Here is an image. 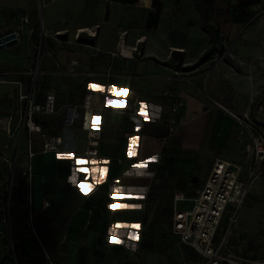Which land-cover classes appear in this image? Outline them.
Segmentation results:
<instances>
[{"label":"crops","instance_id":"1","mask_svg":"<svg viewBox=\"0 0 264 264\" xmlns=\"http://www.w3.org/2000/svg\"><path fill=\"white\" fill-rule=\"evenodd\" d=\"M259 1L0 0V33L18 28L25 14L30 17L26 28H36L32 44L26 30L19 45L6 47L16 56L7 60L0 52V70L27 68L41 50L38 67L34 64L38 69V102L44 103L46 95L54 93L57 105H81L89 84L103 89L92 88L93 123L102 129L95 160L107 172L99 183L88 177L91 189L83 183L85 175L78 173V189L68 179L75 167L74 158L92 160L76 156L88 147L81 118L73 124L64 116L45 115L41 120L46 131L64 137L73 159H58L61 154L55 151L42 152L40 142L34 145L37 154L30 158L27 136L21 128L16 130L21 106L18 86L0 83L6 109L0 125L8 137L4 159L13 170L15 164L13 227L23 260L43 262L47 252L57 264H120L124 254L137 246L130 234L138 235L142 227L135 207H131L136 204L138 176L158 171L186 180L193 178L202 164L210 173L217 158L243 160L245 145L235 139V120L212 99L235 112L251 109L264 132V67L259 66L250 79L247 66L241 64L257 55L264 57V27L247 10ZM121 37L125 49L137 46L142 54L134 52L132 57L126 52L129 56H122ZM213 42L217 50L193 66ZM76 59L80 63L74 66ZM135 95L141 97L138 119L130 114ZM176 98L185 101L180 112L188 121L163 146L166 125L161 118ZM142 104L147 120L141 115ZM132 137L139 138L135 156L128 155ZM153 156L156 161L151 160ZM30 160L34 173L31 205L22 174ZM144 161H148L146 168L133 167ZM201 184L192 193L179 192L192 196ZM114 188L123 191L115 193ZM45 201L49 206H44ZM30 208L36 233L27 225ZM94 216L99 223L94 222ZM133 224L141 227L134 229ZM117 238L122 242L116 243ZM173 238L180 239L174 233ZM7 246L8 258L0 264H18Z\"/></svg>","mask_w":264,"mask_h":264},{"label":"built area","instance_id":"2","mask_svg":"<svg viewBox=\"0 0 264 264\" xmlns=\"http://www.w3.org/2000/svg\"><path fill=\"white\" fill-rule=\"evenodd\" d=\"M247 10L254 14V20L258 25L264 27V0L250 5ZM29 23L30 17L26 14L22 15L19 27L1 32L0 38L4 39L7 34L15 33L18 39V43L15 45H19L23 41L24 32L27 30L29 42L32 44V36L36 28H26ZM125 33L122 32V35ZM262 38L264 39V34ZM121 39L122 44L119 53L122 56L128 57L126 52L131 53L132 57L134 52L142 54L137 46L130 49L131 51L125 49V39L123 37ZM29 52L31 54V50ZM40 53L41 50L38 58L34 57L32 64L27 68L0 70V83L14 82L18 86V99L21 106L18 110L16 130L21 128L27 136L29 157L32 158L37 154L34 150V145L37 142L42 143V152L55 151L60 154L70 152L65 148V139L62 135L51 134L43 127L42 118L45 115H51L67 117L71 124L80 117L82 127L87 131L88 147L83 153H77L76 156L97 158L102 129L93 123L94 90L92 88L87 89L81 105H57L54 93H48L44 103L38 102L35 94L38 69H34V64L37 63L38 67ZM223 57H220V60ZM79 63L77 59L73 60L74 66ZM241 64L247 66L248 77L253 79L257 68L259 66L264 67V57L257 55L249 62L241 61ZM12 77H16V79L12 81ZM26 79H29L27 83ZM140 98V95H135L132 99L133 109L130 114L134 119H138L140 115ZM212 100L224 108L235 120V139L245 145V155L241 162L217 158L208 177L195 190L194 195L188 196L183 192H177L173 199L171 229L174 234L180 237L181 242L193 248L201 256L200 264H264V256L250 254L249 250L254 244L250 239L243 237L238 244L231 242V238L234 236V227L240 220L241 209L250 194L251 188L264 179V132L260 123L253 116L251 109L239 113L228 109L214 99ZM184 105L183 99H174L161 118L166 125V132L161 137L163 146L168 145L171 139L186 125L188 120L180 112ZM5 160L10 162L8 159ZM13 167L14 173L15 164ZM22 174L27 186L28 202L31 205L34 177L31 160ZM181 202H192V207L181 208ZM49 204V201H45L44 206L47 207ZM223 223L225 230L222 235H219ZM27 225L32 232H37L31 208L27 217ZM11 241L13 247L12 237ZM14 256L16 259L15 251ZM44 262L45 264H57L47 252L44 256Z\"/></svg>","mask_w":264,"mask_h":264},{"label":"rangeland","instance_id":"3","mask_svg":"<svg viewBox=\"0 0 264 264\" xmlns=\"http://www.w3.org/2000/svg\"><path fill=\"white\" fill-rule=\"evenodd\" d=\"M0 52L4 53V58L7 60L17 55L8 48ZM5 113L6 109L0 97V117ZM7 141V133L0 125V230L3 231V234L0 233V263L8 258L5 246L12 245L11 234L16 241L13 226L14 210L17 205V189L15 188L17 178L13 179L12 165L10 166L4 159ZM205 168L206 166L202 164L196 171L197 174L192 175L199 177L197 183L191 178L184 182L177 177L178 175L159 174L158 171L138 176L136 194L143 197L135 198V205H138L135 207L138 213L137 222L142 224L138 231L140 238L136 240L137 246L124 254L120 264H200L202 258L193 248L181 242L180 239L173 241L171 213L167 210L173 206L174 195L180 191L178 188L180 184L186 183L184 190L192 193L199 183L206 180L209 171ZM180 207L190 208L192 202H181ZM157 213L161 215L159 218L155 216ZM224 230L223 223L219 235H222ZM233 231L232 243L238 244L241 238L247 237L254 243L249 250L250 254L264 256V179L251 188L241 209L240 220ZM145 240L146 244L143 243Z\"/></svg>","mask_w":264,"mask_h":264},{"label":"snow or ice","instance_id":"4","mask_svg":"<svg viewBox=\"0 0 264 264\" xmlns=\"http://www.w3.org/2000/svg\"><path fill=\"white\" fill-rule=\"evenodd\" d=\"M89 88H94V89H98L100 91H103L102 88H99V86L97 85H93V84H89ZM109 91L111 92L112 89L110 88ZM108 104L110 105L111 104V101H108ZM141 115L144 116L145 120L148 119V116H147V113H146V110H145V105H141ZM138 137H132L130 140H129V144H128V155L129 156H135L136 155V151H135V147H133V145L136 146L137 144V141H138ZM59 159L61 160H71L73 159V156L71 153H68V154H61L59 157ZM153 157H151V160L153 161ZM104 163H107L106 161ZM148 165V161H144L142 163H138V164H135L133 165L134 168H137V169H143V168H146ZM103 170V174H105L107 172V168H101ZM87 186L91 189L92 188V185L91 184H87ZM76 187L79 189V184L76 185ZM115 193H120V189H116ZM126 198H129V197H126ZM137 199H142L143 197H135ZM124 207H128V205H124ZM131 207H138V205H131ZM115 227H119V225L115 226ZM132 228L134 229H139L141 226L139 224H133L131 225ZM114 234V233H113ZM130 239H133V240H139V236L136 235V234H130L129 236ZM121 241L117 238L116 240V243H120Z\"/></svg>","mask_w":264,"mask_h":264},{"label":"clouds","instance_id":"5","mask_svg":"<svg viewBox=\"0 0 264 264\" xmlns=\"http://www.w3.org/2000/svg\"><path fill=\"white\" fill-rule=\"evenodd\" d=\"M133 147H135V145H133ZM74 159H75V167H73L71 171V175L68 178L69 182L72 185L76 186L79 184L78 173L85 175V180L83 181V183L85 184L88 183L89 176H91L92 182L94 184L99 183L103 179V170L97 166L98 162L95 159H92L91 161L83 158H74ZM156 159L157 157L154 156L153 161H156ZM89 164H91L92 167H88ZM97 173H99V175H97ZM116 189H120V193L123 191L122 188H114L113 192H115ZM129 191H131V189Z\"/></svg>","mask_w":264,"mask_h":264},{"label":"trees","instance_id":"6","mask_svg":"<svg viewBox=\"0 0 264 264\" xmlns=\"http://www.w3.org/2000/svg\"><path fill=\"white\" fill-rule=\"evenodd\" d=\"M210 1H211V0H207V2H210ZM198 8L200 9V11H202V4H201V3H198ZM216 50H217V47H216V45H215V42H213L212 45H211L208 49H206V50L204 51V53L201 55V57H200V58H199V59L193 64V66H199L200 64H202L203 62H205L206 60H208ZM14 177L17 178L16 174L14 175ZM15 178H14V179H15ZM179 179L184 181L183 178H180V177H179ZM191 179H192V177H191ZM186 180H187V179H186ZM184 182H186V181H184ZM185 184H186V183H184V184H180V185L178 186V188H180V190H184V189H185ZM13 185H14V183H13ZM13 187H14V186H12V188H13ZM15 188H16V187H15ZM21 188L23 189V188H24V185H22ZM16 189H17V188H16ZM11 197H12V194H11V196H10V201H11ZM172 207H173V206H170L169 209L167 210L169 213H171V218H172ZM155 216H156V218H159V216H161V215H160L159 213H157ZM93 219H94V222H95V220H96V221L99 223V220H100L99 218L97 219V218L94 216ZM104 226L107 227L108 224L105 223ZM12 240H13V247H11L10 245H8L7 247H8V251H9V253H10L11 255H13V253H14V251H15L16 261H17L18 264H45L44 261H43V262H41V261H38V262H27V261L23 260V259L19 256V254H18L17 243H16V241L14 240V236H13V234H12ZM13 250H14V251H13Z\"/></svg>","mask_w":264,"mask_h":264},{"label":"water","instance_id":"7","mask_svg":"<svg viewBox=\"0 0 264 264\" xmlns=\"http://www.w3.org/2000/svg\"><path fill=\"white\" fill-rule=\"evenodd\" d=\"M4 41H6V44H4ZM16 43H18V39L16 38L15 33H9L4 37V39L0 38V50L4 49L6 46H13ZM192 180L193 182L197 183L199 181V177L195 175L193 176Z\"/></svg>","mask_w":264,"mask_h":264}]
</instances>
